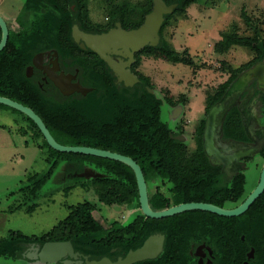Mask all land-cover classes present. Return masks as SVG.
I'll return each instance as SVG.
<instances>
[{
  "label": "trees",
  "instance_id": "trees-1",
  "mask_svg": "<svg viewBox=\"0 0 264 264\" xmlns=\"http://www.w3.org/2000/svg\"><path fill=\"white\" fill-rule=\"evenodd\" d=\"M163 1L167 6L175 7L171 13L164 15L158 43L155 46L146 45L135 53L130 68L139 80L132 86H125L117 81L113 71L96 53L81 48L73 40L71 29L77 25L84 32L97 34L115 27L117 22L126 30L137 28L151 11L152 0H145L136 19L127 12L125 4L116 5L109 12L107 25L95 27L87 25V0H25L17 19L21 30L9 31L7 43L0 51V96L31 108L60 144L90 146L131 157L141 167L147 189L159 182H168L167 194L158 190L152 195L148 193L152 209L191 201L220 206L224 199H238L241 190L233 192L234 188L227 185L223 189L219 167L210 164L204 155L203 124L194 134L197 142L195 152L187 164H181L180 159L186 149L184 142L162 119L161 107L166 103L169 109L172 100L160 97L149 77L137 67L146 57L179 61L191 67L193 73L197 69L188 50L177 51L166 39L164 29L170 20H175L172 19L174 16L185 18L188 7L198 0ZM241 17L250 33L241 35L235 29L228 31L214 43L213 53L224 54L231 46L237 45L247 48L252 59L233 69L231 77L215 87L213 93H206V112L221 99L240 71L264 62L262 23L251 19L245 12ZM46 50L56 52L60 69L75 74L76 81L88 89L85 94L77 91L63 94L52 81L45 83L41 80L42 73L37 68L27 75L26 70L32 65L33 56ZM185 102L184 95L173 104L182 105ZM24 119L29 126L20 132L25 135L29 130L32 133L36 146L46 149L45 160L48 163L47 170L28 175L25 184L19 188L26 199L32 200L26 207L27 213L37 208L40 188L49 179L58 161L62 160L65 163V178L70 179L63 188L65 195L76 187L84 190L93 187L99 203L127 205L133 218L129 222L113 220L104 227L94 217V203L83 200L68 205V214L43 234L26 235L10 230L6 236L0 237V256L28 259L25 255L32 245L40 248L49 241H70L74 251L81 254L78 260L82 263L85 255L89 260L108 257L115 261L118 257L123 258L129 250L140 247L149 236L161 234L164 241L160 254L132 264H197L190 252L204 238L208 228L218 232L220 216L190 210L163 219L146 218L139 208L136 179L129 166L108 158L56 151L47 144L35 123L26 115ZM239 131H242L240 115L233 107L226 114L223 137L234 138ZM85 171L93 175L79 176ZM56 264L65 263L60 260Z\"/></svg>",
  "mask_w": 264,
  "mask_h": 264
},
{
  "label": "rangeland",
  "instance_id": "rangeland-1",
  "mask_svg": "<svg viewBox=\"0 0 264 264\" xmlns=\"http://www.w3.org/2000/svg\"><path fill=\"white\" fill-rule=\"evenodd\" d=\"M144 3L145 0H87V25L91 27L107 25L109 12L116 5L122 4L127 6L130 16L136 19ZM22 4L23 0H0V10L12 32L21 29L16 20L22 12ZM243 12L251 19L259 20L262 23L261 27L264 28V0H198L196 4L188 7L186 19L179 15L172 18L177 22L182 19L178 26L177 22L173 23L175 20H170L164 29V35L177 51L188 50L197 68L194 73L192 68L179 61L169 62L158 58L144 61L142 69L154 85L157 94L164 99L172 100V104H168L169 109L166 103L161 107L162 119L173 132L183 137L182 141L186 148L180 159L183 165L189 162L195 150L192 135L194 128L200 123V118L203 117V98L206 93H213L215 87L231 77L233 69L252 59V54L247 48L237 45L231 46L224 54L213 53L214 43L228 31L235 29L241 35L250 33L241 17ZM140 66L137 67L141 71ZM180 94L191 99V108L186 106L174 115L171 111L175 105L173 103L184 98V95ZM28 126L29 123L23 114L10 107L0 106L2 237L10 230L20 231L26 235L43 234L68 214V205L83 200L94 203V217L104 227L113 220L122 222L132 220L133 214L129 206H107L99 203L93 187L87 190L76 187L65 195L63 188L69 184L70 179L65 178V163L62 160L58 161L51 176L40 188L36 200L37 208L32 213H27L26 207L32 200L26 199L25 193L19 188L25 184L28 175L42 173L48 168L45 160L46 149H39L36 146V141L29 130L25 135L20 132L22 128L27 129ZM39 141L42 142L43 139L40 138ZM169 187L168 182H159L157 185L148 186V193L152 195L158 190L167 194ZM84 257L89 260L88 256ZM0 264L43 263L34 259H11L0 256Z\"/></svg>",
  "mask_w": 264,
  "mask_h": 264
},
{
  "label": "water",
  "instance_id": "water-1",
  "mask_svg": "<svg viewBox=\"0 0 264 264\" xmlns=\"http://www.w3.org/2000/svg\"><path fill=\"white\" fill-rule=\"evenodd\" d=\"M174 7L175 5L167 6L163 0H152L151 11L144 16L143 22L137 28L126 30L121 27L119 22H117L115 27L110 28L106 32L93 34L84 32L80 30L77 25H73L71 35L73 40L78 43L81 48L90 49L96 53L99 58L102 59L113 71L118 82H123L125 86H132L139 80L130 69L135 60V53L140 51L146 45L155 46L158 43V32L164 20V15L171 13ZM0 30L1 51L5 47L9 35V28L1 15ZM41 61L42 53H37L32 59V64L35 67L43 68L53 81L54 85L60 89L63 94L68 95L74 91L85 94L88 91V89L82 87L79 82H72V79L75 78L74 75L63 73L58 74L55 71L56 68L42 66ZM257 68L258 66L249 70V73L261 82L264 70L261 71V75H258ZM30 72L31 66L27 67L26 70L27 75H29ZM243 80V77H240L238 80L232 82L222 99L211 108L207 115L204 133L206 150L209 152V155H211L210 153H215V156L219 161L224 163L225 167L227 165V161L234 158L236 155L225 156L214 150L212 146L214 118L220 113V111H224L223 109H226L228 98L233 96V94L239 90V85H241ZM0 104L15 109L29 117L38 127L47 144L56 151L65 153H81L85 155L108 158L122 162L129 166L136 179L139 208L146 218L163 219L190 210H202L226 217L238 216L245 212L264 191L263 167L259 182L255 189L240 205L233 209L227 210L211 203L195 201L184 202L159 210L152 209L149 205L148 189L142 169L131 157L90 146H69L60 144L52 136L40 116H38L31 108L3 96H0ZM177 138L180 140L183 139L182 136H178ZM90 175L93 174L87 171L79 174L81 177H88ZM163 241V235L154 234L146 238L140 247L134 250H129L123 258L118 257L115 261L110 260L108 257H102L99 260H88L87 257L83 256L84 264H132L146 259H153L162 251ZM25 256L28 259H34L43 264L56 263L60 260H63L65 264L82 263L81 260H78V256H80V254L74 251L70 241H49L45 242L40 248L32 245Z\"/></svg>",
  "mask_w": 264,
  "mask_h": 264
},
{
  "label": "flooded vegetation",
  "instance_id": "flooded-vegetation-1",
  "mask_svg": "<svg viewBox=\"0 0 264 264\" xmlns=\"http://www.w3.org/2000/svg\"><path fill=\"white\" fill-rule=\"evenodd\" d=\"M0 15L8 26L7 19L3 16L1 10ZM9 31L11 30L9 29ZM39 53H42V66L56 68L55 71L58 74L74 75L75 78L72 79V82H76L75 74L65 73L60 69L56 52L46 50ZM30 66L31 72L33 68L41 71V80L45 83L52 81L43 68L35 67L33 64ZM256 66H258L257 74L261 75V71L264 70V62L252 64L238 73L234 81L240 77L244 79L239 85V90L228 98L226 109L220 111L214 118L212 134L214 150L225 156L236 155L227 161L226 167L224 163L218 160L215 153L209 155L205 146L204 133L207 115L213 106L206 112L204 105L203 117L200 118V123L194 128L192 135L196 150L197 142L194 134L196 129L203 124L202 146L204 155L210 164L219 167L223 176V189L227 185L234 188L233 192L236 189L239 190V188L241 190L238 199L223 200L219 207L227 210L237 207L249 196L257 186L261 170L264 167V74L261 82H259L256 77L249 73V70ZM182 105L178 104L172 107L171 111L174 115L183 110ZM233 107L237 108L239 112L242 131H239L234 138L225 139L223 137V124L226 114ZM180 135L178 134L177 137ZM223 194L224 191L221 195ZM220 217L218 232L215 233L208 228L204 233V238L190 252L191 258L196 260L197 264H264V191L242 214L232 217Z\"/></svg>",
  "mask_w": 264,
  "mask_h": 264
},
{
  "label": "crops",
  "instance_id": "crops-1",
  "mask_svg": "<svg viewBox=\"0 0 264 264\" xmlns=\"http://www.w3.org/2000/svg\"><path fill=\"white\" fill-rule=\"evenodd\" d=\"M187 16H188V14H187ZM186 16V17H187ZM186 17L185 18H183V19H186ZM180 20H182V19H180ZM180 20H178V22H177V26H178V23H179V21ZM217 41H218V39H217ZM144 59V60H143ZM145 59H150V58H146V57H144V58H142V61H141V72L144 74V75H146L145 73H144V69H142V67H144L143 65H145V63H144V61H145ZM191 68V67H190ZM147 76V75H146ZM179 81V80H178ZM181 95V94H180ZM185 97H186V99H187V102H185L183 105H182V107L181 108H185L186 106L188 107V108H191L190 107V102H191V99H189L186 95H185ZM204 99H205V97L203 98V101H204ZM2 211V210H1ZM0 211V230L2 229V226H1V216H2V212ZM0 237H2V235H1V233H0Z\"/></svg>",
  "mask_w": 264,
  "mask_h": 264
}]
</instances>
